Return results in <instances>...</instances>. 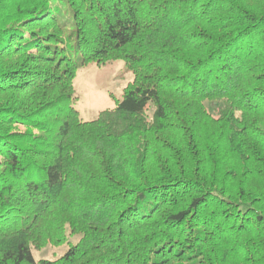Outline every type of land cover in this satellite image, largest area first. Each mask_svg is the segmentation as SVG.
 <instances>
[{"label":"trees","instance_id":"obj_1","mask_svg":"<svg viewBox=\"0 0 264 264\" xmlns=\"http://www.w3.org/2000/svg\"><path fill=\"white\" fill-rule=\"evenodd\" d=\"M0 264H264V0H0Z\"/></svg>","mask_w":264,"mask_h":264},{"label":"rangeland","instance_id":"obj_2","mask_svg":"<svg viewBox=\"0 0 264 264\" xmlns=\"http://www.w3.org/2000/svg\"><path fill=\"white\" fill-rule=\"evenodd\" d=\"M65 22V19H63ZM72 24L67 23V33ZM134 78V74L127 68L123 60H110L104 64L89 63L77 70L74 80L75 107L83 119H93L99 112L108 107H114L117 99L123 97L124 88ZM206 106L213 111V105L206 101ZM15 129L26 130V126L18 124ZM35 131H37L35 129ZM74 240H76L74 238ZM65 245L48 243L43 246L33 247L32 252L36 260L42 258L53 259L59 256Z\"/></svg>","mask_w":264,"mask_h":264}]
</instances>
